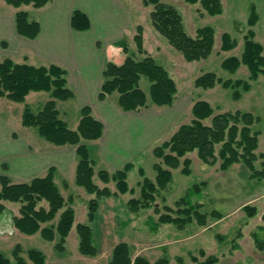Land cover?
Masks as SVG:
<instances>
[{
	"label": "trees",
	"instance_id": "1",
	"mask_svg": "<svg viewBox=\"0 0 264 264\" xmlns=\"http://www.w3.org/2000/svg\"><path fill=\"white\" fill-rule=\"evenodd\" d=\"M16 8L32 4L42 7L50 0H5ZM189 3L200 1L201 6L209 15H218L223 12L221 0H185ZM145 5H153L150 12L151 22L169 42L171 46L180 51L189 60H200L211 55L215 45V29L211 25L198 27L194 35L190 34L185 25L181 12L173 4L161 0H143ZM258 20V13L253 8L249 24L254 25ZM71 26L76 30H88L91 21L87 13L75 9L71 14ZM15 26L17 32L28 38H36L41 32V23L30 19L26 10L18 9L15 13ZM244 50L241 55H230L223 59L222 66L235 72L242 64L249 68L247 79H223L213 71L198 75L194 84L197 87L212 88L217 83L224 87L234 88L233 96L238 99L243 91L251 88L250 80L257 79L264 74V44L255 39L253 29L245 34ZM137 51L143 55L138 57L135 52H129L125 40L116 43L127 54L122 63L108 60L103 70V83L99 92V99H106L114 95L118 105L125 111H136L149 106H171L178 92V85L170 71L159 63L144 46V27L136 26L134 35ZM238 44L229 32L221 34V50H231ZM146 76L150 81V97L141 87V77ZM31 91H47L50 98L35 111L26 104L22 113V124L34 127L46 140L57 146L74 145L78 155L76 165L75 183L85 187L90 194H95L88 200V218L93 221L99 208V198L103 196H117L127 192H134L128 182V172L133 162H126L114 171L106 168L96 170L95 162L90 155L87 141L99 139L104 132L102 120L95 117L90 105L80 109V120L77 128H71L60 116L57 99L67 100L74 96L73 90L67 84L66 70L57 64L33 65L28 62H16L10 57L0 61V96L7 97L16 102H24ZM192 118L182 123L169 139L153 148L157 160L153 167L156 176L151 179L145 176L143 167L139 168L143 179L138 182L140 196L131 197L127 204L133 211L145 209L153 205L159 190L168 187L173 179V169L181 167L184 174L192 171V160L187 154L197 151L204 162L227 170L234 163L244 162L252 171L253 176L264 175L262 170H256L255 161L264 158V153H257L259 147V133L253 131L252 125L257 117L250 111H223L216 112L214 106L206 99L195 100L192 105ZM264 165V161H263ZM55 166L49 167L44 175L36 176L29 181H14L8 174L0 175V200L19 203V214L14 215L15 227L25 234L40 235L51 242L58 249L65 250L67 238L76 219V210L73 206L75 195L63 194L60 185L55 179ZM97 175L104 183L100 186L95 182ZM114 181L116 190L108 185ZM67 186V184H65ZM208 181L204 180L190 186L181 196L174 207L165 204L164 211L158 219L153 221L154 228L159 224L174 223L185 227L188 223L196 221L200 225H207L209 218H222L219 210L211 212L201 211L203 203L194 198L200 197ZM6 205L0 202V215ZM249 216H254L257 207L250 203L244 206ZM156 210L159 211L158 208ZM76 231L79 236V250L84 255L95 256L98 246L95 243L93 228L88 223H77ZM257 246L264 249V239L254 232ZM223 242L224 236L217 234ZM235 245H237L235 243ZM23 248L17 243L11 256L0 251V264H29L21 255ZM200 259L197 255L191 258L195 264H215L218 256L206 255L200 249ZM28 258L34 264H46V254L38 248L27 250ZM182 261V258H178ZM108 264H170V259L164 255L155 262L144 254H132L131 246L126 241L118 242L113 250Z\"/></svg>",
	"mask_w": 264,
	"mask_h": 264
},
{
	"label": "rangeland",
	"instance_id": "2",
	"mask_svg": "<svg viewBox=\"0 0 264 264\" xmlns=\"http://www.w3.org/2000/svg\"><path fill=\"white\" fill-rule=\"evenodd\" d=\"M161 1L177 7L183 15L187 31L192 35L196 33L198 27L213 26L215 45L209 57L189 61L180 51L171 46L151 23L153 28H150V33H146V40L150 43L148 48L154 52L155 59L170 71L177 82L178 92L174 106L185 103V108L176 110L179 113L177 112L175 125L164 131L153 146L162 143L166 138L169 139L173 130L180 126L179 124L191 120L190 105L193 101L206 99L214 106L216 112L236 110L252 112L257 117L252 129L259 133V147L256 152L264 153V74L250 80L251 88L243 91L238 99L233 96L234 88L224 87L221 83H217L212 88L197 87L194 84L195 78L207 71H213L223 79L249 80L250 72L247 65L242 64L235 72H231L222 66V61L230 55H241L244 50V37L249 29H253L255 39L264 44V0H221L223 12L218 15H209L200 1L194 4L185 0ZM253 8L258 13V20L254 25H250L249 18ZM225 31L238 41L237 46L228 51L220 48L221 34ZM156 36L157 39H155ZM119 49L123 51L121 47ZM135 50L139 58L143 56L138 53L137 47ZM150 84L151 81L146 76L141 77L140 85L148 97H150ZM41 95L42 98H47L49 93L43 91ZM34 100L33 96L27 99L29 104L36 108V105L32 103ZM6 101L16 105L12 104L11 108H6L0 104V117L11 120L8 125L19 133V140L13 145L17 144L20 147L21 142L39 139L44 145L51 148L57 147L41 136L36 128L22 124L24 102L10 99ZM74 107L72 101L59 103L62 117L69 122L70 126L73 116L77 114ZM135 153L139 155L131 161L134 166L128 172V182L134 192L100 197L99 208L93 221L88 218V200L96 195L90 194L85 187L77 185L74 181L72 186H63L59 183L66 197L70 193L76 197L73 203L76 210L75 224L88 223L93 228L95 243L99 249L97 255H84L80 252L79 236L76 230L68 237L65 250L56 248L55 241L44 239L40 233L30 235L16 231L18 229L13 228L12 216L13 213L19 212L20 204L6 200H1L6 208L0 215V251L11 256L15 245L19 243L23 248L21 255L29 264H34L27 255V250L32 247L46 254V264H108L114 246L118 242L126 241L131 246L133 255L144 254L151 262L166 255L170 259V264H195L191 256L197 255L201 260L204 259L205 256H201L199 251L204 249L206 255L218 256L219 260L215 264H264V249L257 246L253 235L256 232L261 239H264V175L253 176V171L244 162L234 163L227 170H223L219 167L220 161L211 165L201 160L197 151L189 152L187 156L192 160L191 173L184 174L181 171L182 165L174 168L172 181L166 189L159 190L153 205L133 211L127 202L131 197L140 196L138 182L143 179V176L139 168L143 167L145 176L154 179L156 170L153 164L157 160L153 149L144 148ZM263 161L264 158L255 161L256 170L263 169ZM94 180L101 186L105 185L97 175L94 176ZM204 180L208 181L207 187L200 197L194 199L203 203L201 211L211 212L216 209L221 211L222 218L210 217L205 226L193 221L185 227H179L174 223H163L154 228L152 219L155 221L158 219L160 213L164 211L165 204L174 207L175 202L186 193L190 186ZM108 185L112 190H116L114 181L109 182ZM248 203L257 207L254 216H249L244 209ZM217 234L224 236L223 242L218 239ZM179 257L182 261H179Z\"/></svg>",
	"mask_w": 264,
	"mask_h": 264
},
{
	"label": "crops",
	"instance_id": "3",
	"mask_svg": "<svg viewBox=\"0 0 264 264\" xmlns=\"http://www.w3.org/2000/svg\"><path fill=\"white\" fill-rule=\"evenodd\" d=\"M18 9L28 11L30 19L41 23V32L36 38L31 39L17 32L15 13ZM75 9L89 16L91 27L88 30H76L71 26V14ZM151 10L152 5H145L143 0H50L42 7L29 4L20 8L0 0V59L10 57L16 62H28L36 66L52 63L60 65L66 70L67 84L74 96L67 100L57 99V106L59 108L60 101H72L77 113L72 118L71 126L62 117L61 109L60 116L75 129L81 117L80 109L90 105L93 115L102 120L103 135L99 139L87 141L96 170L106 168L114 171L136 159L139 153L135 152L144 148L152 150L156 139L175 125L178 111L185 108V103L176 107L173 103L168 107L154 105L125 111L118 105L114 95L99 99L106 62L112 60L122 63L127 55L116 43L125 40L129 52H135L134 35L139 24L144 27V46L153 55L154 52L148 48L150 43L146 40V33H150V28H153ZM42 92L31 91L24 101V107L26 104L31 106L27 99L33 96L35 100L32 103L36 108L31 107L37 111L51 97L48 92L49 98H42ZM6 98L1 96L0 104L6 108L15 105L6 101ZM9 121L6 117H0V175L6 173L14 181H29L55 166L57 183L72 186L78 161L76 146L56 145V148H51L39 139L21 142L20 147L13 145L19 140V133L8 125ZM18 214L13 213V216ZM13 216L12 224L16 230ZM76 226L77 223H74L69 236L74 233Z\"/></svg>",
	"mask_w": 264,
	"mask_h": 264
}]
</instances>
